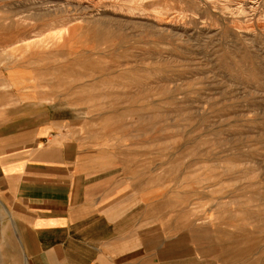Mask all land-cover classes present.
Segmentation results:
<instances>
[{"label": "rangeland", "instance_id": "obj_1", "mask_svg": "<svg viewBox=\"0 0 264 264\" xmlns=\"http://www.w3.org/2000/svg\"><path fill=\"white\" fill-rule=\"evenodd\" d=\"M7 70L124 144L214 264H264V0H0Z\"/></svg>", "mask_w": 264, "mask_h": 264}, {"label": "crops", "instance_id": "obj_2", "mask_svg": "<svg viewBox=\"0 0 264 264\" xmlns=\"http://www.w3.org/2000/svg\"><path fill=\"white\" fill-rule=\"evenodd\" d=\"M25 88L5 71L0 264H214L193 229L157 209L124 144L94 140L54 101L12 94Z\"/></svg>", "mask_w": 264, "mask_h": 264}, {"label": "bare ground", "instance_id": "obj_3", "mask_svg": "<svg viewBox=\"0 0 264 264\" xmlns=\"http://www.w3.org/2000/svg\"><path fill=\"white\" fill-rule=\"evenodd\" d=\"M250 2V1H249ZM253 3V2H252Z\"/></svg>", "mask_w": 264, "mask_h": 264}]
</instances>
